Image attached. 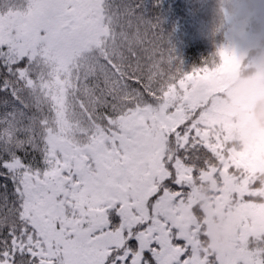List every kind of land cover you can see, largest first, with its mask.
Returning <instances> with one entry per match:
<instances>
[{"label": "snow or ice", "instance_id": "snow-or-ice-1", "mask_svg": "<svg viewBox=\"0 0 264 264\" xmlns=\"http://www.w3.org/2000/svg\"><path fill=\"white\" fill-rule=\"evenodd\" d=\"M157 2L0 0V264H264L259 182L215 111L235 56L185 72ZM209 182L239 210L223 254L201 243Z\"/></svg>", "mask_w": 264, "mask_h": 264}, {"label": "clouds", "instance_id": "clouds-1", "mask_svg": "<svg viewBox=\"0 0 264 264\" xmlns=\"http://www.w3.org/2000/svg\"><path fill=\"white\" fill-rule=\"evenodd\" d=\"M209 12L214 52L207 62L221 63V47L235 56L221 83L217 116L229 148L251 153L258 169L257 188L264 189V0H210ZM211 188L210 182L196 186L205 197L194 201L203 211L201 243L206 251L223 254L230 250L239 226L237 208L213 207ZM259 203H264V195ZM248 237L246 242L264 250V227Z\"/></svg>", "mask_w": 264, "mask_h": 264}, {"label": "trees", "instance_id": "trees-1", "mask_svg": "<svg viewBox=\"0 0 264 264\" xmlns=\"http://www.w3.org/2000/svg\"><path fill=\"white\" fill-rule=\"evenodd\" d=\"M185 5L187 2L183 0H158L154 15L158 17L160 30L166 37L180 66L185 72H189L193 68L204 66L209 55L214 52V46L211 34L210 2H196L191 8L193 17L188 15L189 12ZM215 111L217 113V108ZM228 151L231 157L232 150L229 148ZM249 174L253 180L258 181L257 172L253 173V168ZM255 191L260 196L264 195V189L257 188ZM194 192L196 197L199 196L203 202L205 197L200 195L196 189ZM258 206H264V203H258L254 205V208ZM237 215L239 216L238 209ZM262 227H264V221L263 223L253 222L249 218L248 234Z\"/></svg>", "mask_w": 264, "mask_h": 264}, {"label": "rangeland", "instance_id": "rangeland-1", "mask_svg": "<svg viewBox=\"0 0 264 264\" xmlns=\"http://www.w3.org/2000/svg\"><path fill=\"white\" fill-rule=\"evenodd\" d=\"M183 1L187 2V5H185V8L188 10V12H189L188 15H190L191 17H193V13H192L193 11H191V8L193 7V5L196 2H200V3H209L210 2V0H183ZM223 130H224V127H223ZM225 136H226V132L224 130V137ZM231 157L237 158L240 161L244 162V164L246 165V167L249 171H252V168H253V173L258 172V169L256 167V162H255L254 158L252 157L251 153H248V152H235L234 153L232 151ZM249 218L253 222L263 223V221H264V206H258L256 208H253V211L251 212Z\"/></svg>", "mask_w": 264, "mask_h": 264}]
</instances>
